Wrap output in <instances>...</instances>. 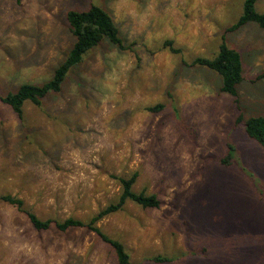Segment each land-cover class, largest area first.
I'll list each match as a JSON object with an SVG mask.
<instances>
[{"label":"rangeland","instance_id":"rangeland-1","mask_svg":"<svg viewBox=\"0 0 264 264\" xmlns=\"http://www.w3.org/2000/svg\"><path fill=\"white\" fill-rule=\"evenodd\" d=\"M244 0H0V97L49 81L74 45L69 11L106 10L130 51L108 41L73 69L59 94L23 119L0 101V196L40 219L89 220L115 203L113 176L139 178L136 192L161 208L128 203L99 227L122 242L130 264H264V148L237 126L222 78L196 58H213ZM257 11L264 13V0ZM168 40L179 55L164 48ZM240 52L245 118L264 116V30L226 35ZM159 104L164 109L149 112ZM235 148L230 167L221 164ZM167 258L168 263L153 259ZM0 264H118L84 229L37 232L0 202Z\"/></svg>","mask_w":264,"mask_h":264},{"label":"trees","instance_id":"trees-1","mask_svg":"<svg viewBox=\"0 0 264 264\" xmlns=\"http://www.w3.org/2000/svg\"><path fill=\"white\" fill-rule=\"evenodd\" d=\"M18 4L21 0H16ZM258 0H244L243 11L240 18L232 26L225 30L222 43L219 46L217 54L211 58H196L190 64L184 62L187 67H204L222 78L221 92L232 98L240 111L236 124L244 128L246 135L264 148V116L245 118L241 112L238 87L244 82L243 60L239 51L228 46L226 35L236 33L248 24H256L264 30V13L257 11ZM68 29L74 37V45L67 55L66 59L55 69L53 77L42 85L24 84L17 92L0 97V101L10 107L17 117L22 120L24 114V105L27 102L41 107L43 100L52 94L62 92L63 85L69 73L77 66L83 64L84 58L99 47L103 42L108 41L112 46L120 51L132 52V47L126 46L119 27L115 24L110 14L102 7L91 5L87 11L77 12L69 11L67 13ZM164 48L170 53L179 55L181 50L174 46V42L168 40L164 43ZM264 81V74L257 77L256 81ZM164 109V105L159 104L149 107L147 110L152 113H158ZM233 146H229L227 155L220 161L225 167H230L234 161ZM121 187V193L118 200L100 210L89 220L70 217L64 221L55 219H40L35 213L30 211L25 202L12 195L0 196V202L7 203L23 213L37 232H49L57 230L61 233H68L76 229H84L95 235L96 239L108 246L116 257L118 264H130V255L125 245L107 235L99 223L109 216L123 211L128 203H133L143 209H160L162 202L157 195L147 194L146 192H136L134 187L139 178L135 172L130 177L113 176ZM157 263L170 262L167 258L157 257L153 259Z\"/></svg>","mask_w":264,"mask_h":264}]
</instances>
